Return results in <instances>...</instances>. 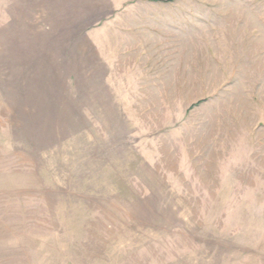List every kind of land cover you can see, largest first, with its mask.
<instances>
[{"label":"rangeland","instance_id":"1","mask_svg":"<svg viewBox=\"0 0 264 264\" xmlns=\"http://www.w3.org/2000/svg\"><path fill=\"white\" fill-rule=\"evenodd\" d=\"M0 264H264V0H0Z\"/></svg>","mask_w":264,"mask_h":264}]
</instances>
